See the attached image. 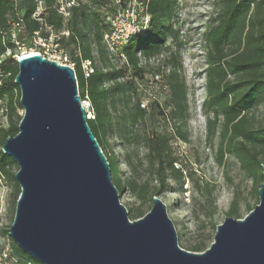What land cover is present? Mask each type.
Masks as SVG:
<instances>
[{
	"label": "trees",
	"instance_id": "1",
	"mask_svg": "<svg viewBox=\"0 0 264 264\" xmlns=\"http://www.w3.org/2000/svg\"><path fill=\"white\" fill-rule=\"evenodd\" d=\"M138 2L144 8V15L149 17L148 24L120 48L125 63L117 68L109 67L106 62L110 52L104 42V35L110 31L107 18L127 7L130 0H81L79 6L71 8V16L67 20L57 11L58 0H0V100L4 101L3 111H6L8 119V126L2 128L0 133V176L13 180L15 202L21 193L15 172L12 171L16 161L4 153L2 147L9 136L19 132L22 119L19 114V110L23 109L21 91L15 83L19 64L14 55L19 53V48L7 32L10 23L19 17L24 21L18 35L20 43L30 44L35 32L47 35L46 28L51 26L60 36L57 41L59 46L73 54L80 96L82 100L88 98L91 102L93 117L88 119V124L107 156L119 192L128 187L138 199L151 194L153 200L154 196L160 197L167 191L169 178L172 177L182 187L184 180L192 177L191 173H184L182 166L176 167L180 159L173 154L171 144L174 138L188 140L185 128L188 116L187 85L181 75V54L177 49L181 45L180 30L174 26L178 0ZM215 4L204 33L208 64L205 69L207 97L203 103L207 115V139L211 140L220 126L218 160L221 162L226 154L234 155L254 180V188L259 195V188L264 183V124L254 123L251 112L264 104V0H215ZM95 6L97 10L93 9ZM37 11H40L39 15L34 16ZM65 30L69 31L68 35L61 34ZM93 42L102 60L101 65L93 63ZM7 51L11 53L5 55ZM167 51L168 61L173 63L167 74L171 114L177 123L171 125V131L153 130L145 137L147 162L150 167H156L158 185L151 186L148 180L139 184L132 179L123 181L117 159L107 152L104 145L113 123L112 107L117 95L126 101L122 113L126 133L140 120L144 121L146 116L164 120L169 116L157 100L146 108L139 96L130 105L128 81L121 78L127 68L142 77V59L148 60ZM76 52L78 55H75ZM87 60L93 64V71L89 74L83 67ZM231 212H234L233 205ZM143 215L139 207L133 213V218L138 219ZM191 249L202 251L204 244L200 242ZM15 251L19 264H43L16 243Z\"/></svg>",
	"mask_w": 264,
	"mask_h": 264
},
{
	"label": "water",
	"instance_id": "2",
	"mask_svg": "<svg viewBox=\"0 0 264 264\" xmlns=\"http://www.w3.org/2000/svg\"><path fill=\"white\" fill-rule=\"evenodd\" d=\"M18 64L24 114L2 150L19 166L9 235L20 249L43 264H264V183L243 219L227 217L205 251L186 250L159 197L144 216L129 218L75 68L39 53Z\"/></svg>",
	"mask_w": 264,
	"mask_h": 264
},
{
	"label": "rangeland",
	"instance_id": "3",
	"mask_svg": "<svg viewBox=\"0 0 264 264\" xmlns=\"http://www.w3.org/2000/svg\"><path fill=\"white\" fill-rule=\"evenodd\" d=\"M215 6V0H178V9L174 18V26L180 30L181 45L176 47L181 54V75L187 85L188 116L185 128L188 132V140L174 138L171 144L173 154L180 159L176 167L182 166L184 173L187 175L191 173L192 177L186 178L182 187L172 177L169 178V187L159 198L166 204L168 215L178 234L179 245L189 251H194L191 248L200 242L204 244L202 251H205L214 242L219 224L227 217L243 219L259 201V195L254 188L255 182L244 171L241 162L232 154H226L221 162L218 160L220 126L217 127L216 135L211 140L207 139V115L203 108L207 97L205 69L208 66L204 33ZM93 9L97 10V6ZM145 22L147 25L148 20ZM90 36L92 37V34ZM172 47L174 50L173 44ZM92 48L93 63L101 65L102 60L94 42ZM61 49L74 63L71 51ZM120 51V49H110L106 61L109 67L119 68L124 65L125 58ZM75 55L78 53L76 52ZM168 55L169 51L148 60L142 59L141 63L144 67L142 77L127 68L121 78L128 81L127 95L130 105L135 103L139 96L142 97V105H146V108H150V104L157 100L169 116L167 120L146 116L144 121L140 120L126 133L122 118L126 101L117 95L115 106L112 107L113 123L104 145L107 152L117 159L123 181L132 179L139 184L148 180L151 186L158 185L156 167H150L147 162L145 137L153 130L171 131V125L177 123L171 114L167 74L173 63L168 61ZM85 63L86 61L83 67L86 71ZM16 95L19 96L18 92ZM3 103L4 101L0 100V133L2 128L8 126ZM19 114L23 116L24 109L19 110ZM251 115L254 123L264 124V104L253 109ZM18 169L16 163L12 171L16 173ZM0 197L3 199L0 216V262L19 264L15 242L9 235L17 206L14 200L13 180L0 176ZM120 199L127 207L131 220H134L133 213L139 207L145 215L153 206L151 194L146 195L144 199H138L128 187L120 192ZM232 205L234 212H231ZM4 252L7 256H4Z\"/></svg>",
	"mask_w": 264,
	"mask_h": 264
},
{
	"label": "built area",
	"instance_id": "4",
	"mask_svg": "<svg viewBox=\"0 0 264 264\" xmlns=\"http://www.w3.org/2000/svg\"><path fill=\"white\" fill-rule=\"evenodd\" d=\"M80 3L81 0H58L57 11L65 20H67L71 16V8L79 6ZM39 13L40 11H37L34 16H38ZM145 19L149 20V17L144 15V8L139 4L138 0H130L127 7L108 16L107 22L110 24V31L104 35V42L111 50L120 49L128 43L133 35L145 29ZM23 24V18L19 17L17 20L10 23L7 31L11 40L18 45L19 53L14 55L17 60L30 52H36L44 57L56 60L61 64H66L74 68L75 65L69 60L67 53L59 48L57 41L60 36L51 26H47L46 28L47 35L35 32V35L30 40V44H26L24 42L20 43L18 39ZM61 34L68 35L69 31L65 30ZM10 53V51H7L5 55H9ZM85 66L86 74L93 71L91 61L87 60ZM82 103L86 108L87 116L92 118L93 115L90 100L88 98L83 99ZM2 209L3 199L0 197V216L2 214ZM4 256H7L6 252H4Z\"/></svg>",
	"mask_w": 264,
	"mask_h": 264
},
{
	"label": "bare ground",
	"instance_id": "5",
	"mask_svg": "<svg viewBox=\"0 0 264 264\" xmlns=\"http://www.w3.org/2000/svg\"><path fill=\"white\" fill-rule=\"evenodd\" d=\"M33 54H36V52H30L27 55H33Z\"/></svg>",
	"mask_w": 264,
	"mask_h": 264
}]
</instances>
